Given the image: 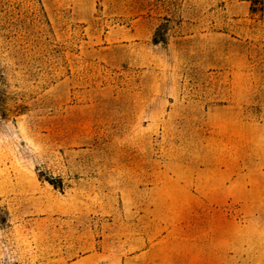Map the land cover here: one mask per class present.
<instances>
[{
    "label": "rangeland",
    "instance_id": "1",
    "mask_svg": "<svg viewBox=\"0 0 264 264\" xmlns=\"http://www.w3.org/2000/svg\"><path fill=\"white\" fill-rule=\"evenodd\" d=\"M0 264H264V0H0Z\"/></svg>",
    "mask_w": 264,
    "mask_h": 264
}]
</instances>
